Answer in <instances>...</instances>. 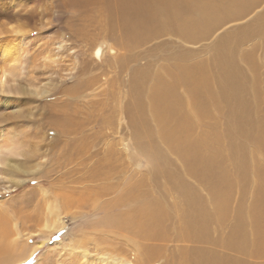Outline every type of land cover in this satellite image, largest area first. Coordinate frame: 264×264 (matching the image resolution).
I'll return each mask as SVG.
<instances>
[{
    "label": "rangeland",
    "instance_id": "obj_1",
    "mask_svg": "<svg viewBox=\"0 0 264 264\" xmlns=\"http://www.w3.org/2000/svg\"><path fill=\"white\" fill-rule=\"evenodd\" d=\"M191 4L192 11L178 6L180 20L192 13L197 22L195 12L205 6L203 0ZM226 6L230 13L214 22L202 16L189 38L174 27L164 31L157 22L149 32L130 35L126 24L109 13L108 0L92 1L86 12L69 0H0V68L3 47L11 42L23 61L16 81L0 87V217L10 215L22 232L29 231L27 247L41 240L37 229L44 219L43 194L49 201H60L65 223L19 264H97L95 258L85 263L78 249L71 251L64 244L74 234L92 229L90 225H100L105 210L115 215L133 208L128 198L118 206L111 202L139 181L167 213L165 234L172 240L162 246L164 252L178 256L173 246L177 243L188 250L207 246L221 253L219 245L235 223L226 212L207 221L210 243L173 238L181 226L176 210L184 206L177 182L193 191L200 198L199 207L211 214L208 185L225 190L231 213L241 206L246 214L259 203L262 192L264 149L254 139L264 123V0H210L208 9L219 12ZM101 41L114 47L115 55L106 48L98 59L93 50ZM53 54L56 61L44 66L42 57ZM185 66L193 68L194 76L200 75L196 83L193 76L189 79V89L186 79L176 85L184 100L182 120L187 121L188 135L177 131L169 137L159 130L149 97L158 76L165 80L167 73L171 76ZM137 70L141 80H135ZM35 83L38 92L30 85ZM76 86L75 92L64 91ZM17 87L23 91L15 93ZM189 92L199 103L193 109ZM65 108L75 121L71 127L85 131L77 142L83 147L80 155L62 152L68 138L54 122ZM7 141L14 144L5 148ZM205 162L211 167L204 169ZM212 171L221 179H215ZM18 179L23 182L15 185ZM103 202L111 205L101 208ZM246 220L247 244L251 234ZM246 248L247 253L239 255L243 264H264V254L257 257L249 253L250 246ZM89 250L96 252L95 247Z\"/></svg>",
    "mask_w": 264,
    "mask_h": 264
},
{
    "label": "bare ground",
    "instance_id": "obj_2",
    "mask_svg": "<svg viewBox=\"0 0 264 264\" xmlns=\"http://www.w3.org/2000/svg\"><path fill=\"white\" fill-rule=\"evenodd\" d=\"M69 1L74 3L75 6L81 11L84 12L85 10L86 12L88 4L96 0ZM192 1L193 0H108V2H110L111 10L109 13L111 14L114 12L115 15L118 16L119 21L126 24V30L130 35L136 33L144 34L146 31H148V29L152 30L151 27L155 24V22H157V27H163L164 31L174 27L181 33L189 35V38H191L192 36L190 34L192 32L189 33V31H195L200 27L201 18L205 17L208 18V20L210 19V22H214L217 16L220 18L223 13H230V11H225L228 10L227 6L223 9H218L219 12L217 10L211 11V9H208L210 0H203L205 7H202L201 9L198 7L199 9L197 8L195 12L196 16L198 17L197 22L192 20V13L189 16L187 14V18L185 20H180L178 6H182V8L189 6L188 10H190ZM214 7L215 6H213V9ZM198 12L201 15L198 16ZM208 15L211 17L209 18ZM165 26L168 27V29H165ZM76 32L81 35V28H77ZM126 45H129V41L126 42ZM106 48H108V50L111 52V55H115L116 49L114 47L109 48V46L104 41H101L97 46H95L93 53L98 57V59H101L103 51ZM1 55L3 66L0 68V87H3L5 84L9 83L10 80L13 82L16 81L17 77H19L21 74L23 61L18 54L15 44L12 42L4 45ZM53 56L54 54L44 55L42 57L44 62H41L44 63V66L48 65L49 62L53 63L56 61ZM193 73L195 72L192 67L189 68L185 66L182 67L176 74L172 73L173 75L171 76L167 73L168 76L165 80L160 79V76H158V81L153 86V90L149 97L151 105L150 109L157 120L159 130L167 131L169 137H174L177 131L181 133L185 132L188 135L187 121L182 120L184 100L178 93L176 85L178 84L181 86L182 81L186 79L187 89L191 88L189 79H191L193 76V81L195 83L197 82V78L200 79V75L194 76ZM224 73L225 72H222V75ZM141 74L142 72L137 70L135 72V80H141ZM80 84L81 82L79 81L78 85ZM30 85L35 88L36 91L39 89L36 83ZM76 88L77 86L75 88H65L64 91L71 93L75 92L77 90ZM232 89H234V86ZM20 90L22 89L17 87L14 91L15 93H19ZM191 94L193 93L189 92V95L187 96H190L191 98L192 103H190V107L193 109L196 104L199 106V103L198 101H195L196 99L193 98ZM242 104V102H239L241 109ZM54 116L56 117V115ZM238 120L240 119L237 117L236 121ZM236 121L234 124H236ZM170 122H173L174 124H172V128ZM54 124L56 126L57 124L61 126L59 130L61 135H63L64 138H68L64 139V145L67 147V150L62 148L63 155H65L64 153H66V155L82 154L83 147H79L77 142H81L83 140L85 137V131L81 129L77 131L76 127H71L72 124H75V121L74 118H71L68 115L66 108L65 110L63 109L62 113L58 114L57 122H54ZM248 132L249 130H246V136ZM254 140L259 146L262 147V149H264V123L261 124L258 135ZM66 141L71 142L72 146L67 145ZM181 143H185V140L181 141ZM12 144H14L12 141H7L5 143V148L11 146ZM1 150L2 146L0 145V151ZM207 163L208 162H205L202 165L204 169H207L211 164L210 162L208 166ZM8 166L12 168L14 167L10 164H8ZM193 171L196 172L194 169ZM218 174L219 173H217V175ZM212 175L217 180L221 179V176L217 177L216 174H213V171ZM202 180H204V178H202ZM262 180V182L260 181V188L262 189V192H260L259 203L255 206L253 205L246 214L243 213L241 206L234 209L231 213L230 197L225 195V190L220 186L217 187L208 185L209 193L212 195V201L214 205V213L211 214L206 209L199 207L200 198L195 197L196 195L193 196V191L188 192L189 189L183 184L180 182L175 184L174 181V184L176 185V187L175 185L174 187L178 188L176 190H179L184 206L181 208L182 210H176V214L178 212L181 219V226L180 231H176L179 233L175 235L173 239L184 243H210L211 237L209 239L207 237V221L215 217L219 219L223 217V213L225 212L227 213V217L228 215L231 217L234 216L235 223L234 225L233 223L231 224V231L224 238L222 242L223 244L220 243L219 245L222 246L221 249L223 251H221V253L219 252L220 254L207 246L196 247L188 250L185 244L179 245L175 242L173 246L177 248V252H180L178 253V256H173L171 251L168 253L164 252L162 246H165L172 240L171 238L169 239V237H167L165 234L167 213L162 208H160L158 199H153L151 196H149V193L144 187L145 185L143 182L139 181L138 183H135V180L133 181L134 184L130 191L126 192L118 199H112L115 201L111 202L118 206L119 201L123 202V198H128L126 200H128V203L132 204L133 208L127 210L120 209V212L118 211V213L115 215L113 214L114 212L110 213L105 210L104 215L101 218L102 222L100 223V225L105 227L98 225V222L94 223L93 225H90L92 229L86 231L85 233H76L74 236L71 234L72 237L70 243L63 244L68 246L67 249L69 248L71 250L74 247L78 249L83 255L85 263H88L91 258H95L97 264H243L242 258L239 255L243 256L245 253H247L246 251L248 248L246 247L250 246L249 253L251 255L260 257V255L264 254V246L261 245L264 243V179ZM20 181H22V179L16 180L14 184L16 185ZM63 196H65V194ZM68 197H70V195ZM43 199L45 207L43 206L44 211L42 216L44 219L41 218L43 220L37 229V231L42 236L41 240L35 243V245L32 247H27L24 245V243L27 242L31 237L29 231L22 232L23 230L21 231V229L18 227L17 220L12 216L9 215L8 219L7 217H3L1 215L0 264H19L21 261H23V259L30 258L40 247H42L43 244H45L44 242L48 240L49 234L51 232L65 228V223L61 218V212L63 209L60 206V201H58V199L57 201L53 202L49 201L46 199L44 194ZM69 200L64 202L67 203ZM111 203L108 204L105 202L101 205V208L102 206L103 208H106V206L109 207ZM128 203L126 205H128ZM134 203H136V205H134ZM94 204L97 206L96 202ZM126 205L124 206L125 208ZM98 207L100 209V206ZM222 209H224V212H220ZM244 218L247 219L246 221L249 224L248 227L251 234V238L248 240L249 243L247 244V237H244ZM99 226L101 230L97 229ZM89 239L91 242H89ZM90 244H93V246ZM213 244L216 245V242ZM91 247H95V254H91V251L89 250ZM227 251L234 252L235 254H229ZM162 258L164 259V261H162L163 263H160L161 261L158 263V261Z\"/></svg>",
    "mask_w": 264,
    "mask_h": 264
}]
</instances>
